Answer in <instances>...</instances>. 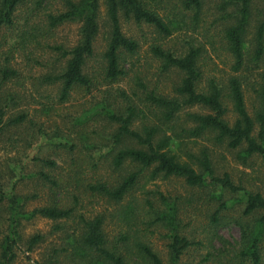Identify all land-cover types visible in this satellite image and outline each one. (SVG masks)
<instances>
[{"label": "rangeland", "instance_id": "rangeland-1", "mask_svg": "<svg viewBox=\"0 0 264 264\" xmlns=\"http://www.w3.org/2000/svg\"><path fill=\"white\" fill-rule=\"evenodd\" d=\"M67 1L21 0L14 13V25L0 28V64L5 65L6 62L2 52L9 51L7 64L16 71L15 76L3 83L0 92L1 98L7 97L9 101L10 96L7 95L13 96L4 120L21 114L25 117L22 122L10 125L1 138V181L8 191L13 189L17 194L31 197L24 203L27 211L52 202L57 203L58 207L73 209L71 217L67 219L54 220L36 214L22 220L18 230L22 240L16 245V257L12 264H32L35 260L47 264H75L65 257L72 250L68 239L82 231L83 219L100 214L104 217L102 228L106 245L111 247L114 244L117 249H125L117 236L126 233L129 236L128 244L134 236L148 245L163 264H167L168 230L162 223L153 221L156 212L167 211L158 193L175 208L177 234L190 242L179 257L180 263L264 264V231L257 245V263L238 256L242 247L240 225L252 224L255 217V214L242 213L243 202L239 194L226 192L217 200L210 188L190 187L180 177L157 176L148 179L150 168H145L121 201L125 203L131 200L135 205V219L128 224L118 217V203L91 192L87 187L99 181L113 186L127 172L139 167L128 160L119 168L110 164L109 149L102 144L105 145L103 141L114 129L115 123L96 113L97 110L104 105L120 109L129 102L127 97L142 106L147 92L153 90L155 94L169 97L179 83L180 73L174 68L162 71L160 61L151 53V47L158 46L179 55L188 43L200 45L198 87L204 85L207 77L218 84L225 83L232 58L221 39V29L226 23L220 18L224 17L219 9L221 0H200V10L195 19L192 17L193 10H184L178 0H145L156 14L173 26L168 36L160 34L151 25L121 17L123 33L136 39L138 48L132 53L126 50L121 52L123 73L109 82L102 74V53L107 44L109 24L106 6L102 0H98L99 31L94 40V55L87 59L83 70L93 85L90 90L75 86L69 96L61 101L59 82L42 81L40 75L54 71L58 73L64 68L67 57L61 56L54 48L56 44L68 50L79 40L80 23L77 20L52 27L47 24V14L65 11ZM262 8L260 1H254L253 19ZM251 31L250 26L247 39ZM21 32L32 35L23 46L17 38ZM262 70L263 67L259 65L243 74L249 81L257 80V73ZM243 97L246 110L251 113L255 102L248 87H243ZM6 99L1 100L2 105ZM226 105L227 111L223 117L230 124L234 113L230 104ZM187 110L205 109L194 104ZM135 124L138 126L139 121ZM189 145L193 150L206 147L217 175L226 173L235 185L264 196V164L256 157L250 156L245 162L237 160L233 150L205 136L196 138ZM40 159L50 160L53 164L48 165ZM179 159L184 158L180 155ZM41 171L59 185L54 186L42 178ZM7 203L4 199L0 210V238L7 230L9 221ZM216 210L218 221L214 222L211 215ZM35 232L42 237L32 251L27 252L24 241ZM131 264L136 263L131 261Z\"/></svg>", "mask_w": 264, "mask_h": 264}, {"label": "trees", "instance_id": "trees-1", "mask_svg": "<svg viewBox=\"0 0 264 264\" xmlns=\"http://www.w3.org/2000/svg\"><path fill=\"white\" fill-rule=\"evenodd\" d=\"M38 1V0H37ZM106 6L107 22L109 24L108 39L102 53V74L106 81L115 80L123 73L120 66L121 52H135L138 48L137 40L125 35L121 29L120 18H132L139 23L151 25L157 32L168 36L173 31L169 21L155 13L145 0H102ZM184 10H193V19L200 10V0H178ZM260 1L262 10L256 18L252 14V4ZM21 0H0V28L12 27L14 13ZM66 10L47 14V24L52 27L66 21L77 20L80 23V37L78 42L66 50L61 45L54 48L61 56L67 57L65 66L60 72H46L40 75V80L52 83L59 82L60 100H65L75 87H85L90 90L91 79L84 73V66L88 58L94 55V40L99 31L98 0L67 1ZM219 9L224 14L220 16L226 23L221 29V39L224 48L232 58L229 74L225 83L218 84L211 77H207L204 85L198 87L200 68L197 59L201 46L188 43L184 52L179 55L151 47V53L160 61L162 71L174 68L180 73L178 84L173 89L172 96L165 97L155 94L153 90L144 94L142 106L127 97V102L120 109H113L107 105L101 106L96 113H101L109 121L115 123L114 129L103 141L110 153V164L119 168L128 160L139 167L127 172L113 186L105 182L90 183L87 187L91 192L105 197L111 202L118 203V217L130 224L135 219L134 204L131 200L121 203L124 196L135 183L145 168H150L148 179L157 176H175L184 180L190 187L210 188L217 200L226 192L240 195L243 202L244 215L255 214L252 224H241L242 247L238 252L240 259L249 258L253 263L259 260V237L264 231V196L258 192H250L235 185L226 173L217 175L209 161L205 146L193 150L191 144L198 137L212 139L216 144H224L227 149L234 151L237 160L254 156L264 164V0H221ZM226 7L228 10H226ZM228 20V22H227ZM253 21V22H252ZM252 22V24H251ZM251 26L250 38L247 39L248 29ZM32 37L31 34L21 32L17 38L23 46ZM0 39V46H1ZM6 60L5 65L0 64V92L2 85L16 71L9 67V51L2 52ZM261 65L263 70L257 73V80L249 81L244 71ZM243 87H248L253 93L255 102L251 113H248L244 103ZM0 94V141L10 125H16L24 120V115L7 118L6 108L11 103ZM4 105L1 100H5ZM229 103L234 113V119L229 124L224 119ZM197 104L204 111L187 110L191 105ZM139 125L136 126V122ZM102 142V143H103ZM178 152V154H176ZM184 159H179V156ZM52 165L53 162L40 159ZM54 186L59 184L47 173H40ZM159 198L167 206V211L155 213L153 221L162 223L167 227V264H185L179 262V257L190 242L179 236L172 203L158 193ZM6 199L9 211L7 230L0 238V264H12L16 257V245L21 242L19 228L22 220H28L34 215H42L54 220L69 218L72 207H58L52 202L46 205L25 210L24 203L30 196L8 191L0 178V210L2 202ZM223 206V204H221ZM217 210L212 213L214 222L218 221ZM103 215H96L91 219H83V228L78 236L69 237L68 243L72 247L66 258L75 264H163L158 255L148 245L134 236L120 233L117 240L125 249H117L116 245H106L103 234ZM41 234L35 232L25 241L26 251L30 252L33 246L41 239ZM74 237V238H73ZM135 248V249H133ZM32 264H47L45 261H33Z\"/></svg>", "mask_w": 264, "mask_h": 264}]
</instances>
